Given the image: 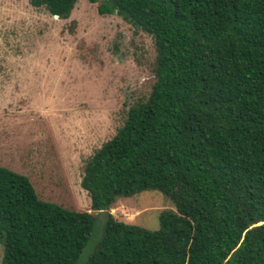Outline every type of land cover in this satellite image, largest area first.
I'll list each match as a JSON object with an SVG mask.
<instances>
[{
    "label": "trees",
    "instance_id": "1",
    "mask_svg": "<svg viewBox=\"0 0 264 264\" xmlns=\"http://www.w3.org/2000/svg\"><path fill=\"white\" fill-rule=\"evenodd\" d=\"M27 2L66 19L76 0ZM97 12L151 37L154 79L83 164L89 208L105 214L81 264H264V0H103ZM146 190L173 206L156 229L107 212ZM94 226L0 166V264H78Z\"/></svg>",
    "mask_w": 264,
    "mask_h": 264
},
{
    "label": "rangeland",
    "instance_id": "2",
    "mask_svg": "<svg viewBox=\"0 0 264 264\" xmlns=\"http://www.w3.org/2000/svg\"><path fill=\"white\" fill-rule=\"evenodd\" d=\"M102 1L76 0L59 19L27 0H0V166L27 176L41 200L95 216L98 227L78 264L103 216L79 185L83 164L154 79L151 37L115 14H99ZM164 209L171 202L146 190L107 212L153 230Z\"/></svg>",
    "mask_w": 264,
    "mask_h": 264
},
{
    "label": "water",
    "instance_id": "3",
    "mask_svg": "<svg viewBox=\"0 0 264 264\" xmlns=\"http://www.w3.org/2000/svg\"><path fill=\"white\" fill-rule=\"evenodd\" d=\"M54 17H57L56 15H54ZM103 214H105V212H103Z\"/></svg>",
    "mask_w": 264,
    "mask_h": 264
}]
</instances>
